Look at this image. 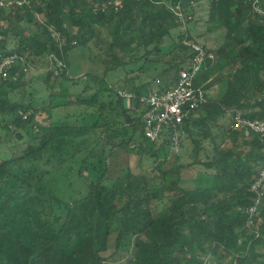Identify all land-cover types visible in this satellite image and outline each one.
<instances>
[{"label": "trees", "instance_id": "obj_1", "mask_svg": "<svg viewBox=\"0 0 264 264\" xmlns=\"http://www.w3.org/2000/svg\"><path fill=\"white\" fill-rule=\"evenodd\" d=\"M28 1L0 10V56L17 53L24 62L0 82V126L8 131L0 135V264H112L116 252H105L116 218V248L125 239L132 244L127 264H203L207 257L206 264H221L226 254L229 264H264V196L256 230L246 227L264 141L231 124L224 133L219 127L226 116L232 121L229 113L236 109L264 119V16L253 11V1ZM205 4L202 44L191 30L198 22L196 7ZM181 25L184 32L177 34ZM210 33H220L221 42ZM188 40L215 58L206 60L196 79L209 90L208 100L182 124L193 144L186 164L180 153L173 154L168 133L154 141L146 137L147 107L139 99L127 106L119 91L141 95L175 85L194 54ZM79 47L96 52L102 73L87 71L83 80L70 75L69 54ZM50 53L66 65L55 76L49 69L34 79L47 90L39 95L28 90L26 76ZM150 65L159 67L153 77ZM134 66L150 79L136 83ZM120 68L126 73L110 80ZM60 78L80 83V90H56L51 80ZM218 83L219 91L211 93ZM59 108L65 112L35 130L38 114ZM226 133L233 142L249 140L248 147L223 148ZM206 140L213 143L210 151ZM18 141L26 143L21 154L12 150ZM193 169L190 186L187 174ZM85 203L106 228L100 236Z\"/></svg>", "mask_w": 264, "mask_h": 264}, {"label": "built area", "instance_id": "obj_2", "mask_svg": "<svg viewBox=\"0 0 264 264\" xmlns=\"http://www.w3.org/2000/svg\"><path fill=\"white\" fill-rule=\"evenodd\" d=\"M250 1V0H244ZM252 8L258 15L264 16V5L260 0H252ZM28 0H0V10L8 9L12 6H23ZM176 13L182 21H185L180 6H176ZM185 43L194 53L186 65L182 66L178 73V80L175 85L163 89L154 90L149 94H137L136 92L119 91L130 104L132 99L139 101L147 107L143 115L146 125L145 135L150 140H158L163 134H169L172 151L178 155L181 151V135H184L182 124L193 111L204 105L208 100L209 90L204 86L196 85V79L203 68H206V60L214 59L215 55L208 52L203 45L191 41ZM61 53V50H60ZM0 82L6 80L11 75V70L17 66L24 65L23 58L17 53H10L0 56ZM48 59L51 60L53 70L59 74L65 62L57 53H50ZM24 72L27 67L23 68ZM16 79L17 75H13ZM157 82H160L158 79ZM232 117L231 127L244 132L245 136L258 135L264 141V119H251L244 115L242 110L236 109ZM252 192V203L246 209V227L249 233L254 232L257 226L256 218L262 206L264 196V162L260 165L254 181L250 186ZM258 235V232L256 231ZM208 262V257L203 264Z\"/></svg>", "mask_w": 264, "mask_h": 264}, {"label": "rangeland", "instance_id": "obj_3", "mask_svg": "<svg viewBox=\"0 0 264 264\" xmlns=\"http://www.w3.org/2000/svg\"><path fill=\"white\" fill-rule=\"evenodd\" d=\"M196 20L198 21L197 24H195V27H193V29L191 30V33L192 35L196 38V40H198L200 43L204 44V35L202 38H199L198 34H206V31H207V24L205 22V20H207L208 18V6L205 4V6H197L196 7ZM184 28L185 26L184 25H181L180 27H178L176 29V33L179 34L180 32H184ZM222 33V32H221ZM209 35V34H208ZM210 35H217V41L221 42L222 40V36H219V34H213V33H210ZM207 36V35H206ZM213 40L214 37H211ZM107 40V39H106ZM105 42V41H104ZM172 40L171 39H166L165 40V44L168 45V44H171ZM188 42H190V40H188ZM213 41L209 40V43L208 44H211L212 45ZM104 48L106 46V42L103 44ZM96 51L97 49L94 48ZM106 57V56H104ZM107 58L113 63L114 60H111V57L110 55L107 56ZM69 60H70V69H69V73L71 76H74V77H78V76H81L82 80L85 78L84 77V74L85 72L87 71H95L97 73H102L104 71V62L101 61V58L96 55V52L95 51H92L91 49H88V48H75L73 49L70 54H69ZM103 62V63H102ZM108 62V61H107ZM108 65H110L111 63H107ZM139 66V65H138ZM138 66H134L132 67V69L130 70V74L133 73V75H136L137 78H136V83H141L147 79H150L149 76H146L145 74H143L142 72H140L139 70H136L138 68ZM53 68V65L51 63V60L46 58V59H43L41 60L38 65L36 66V68L28 73V75L26 76L27 77V82L30 84L29 85V88L28 90H32V91H36V92H39V95L42 94L43 92H47V90L45 91V86L42 84L40 85L41 88L39 89V82L38 81H35L34 79L37 78V79H41L49 69H52ZM130 68V67H128ZM127 68V70H128ZM159 67L156 68V66H153V65H150V66H147V71L148 73L150 74V76H154L156 75L157 71H158ZM119 71V72H118ZM117 72H111L110 73V77L109 79L110 80H115L117 78V76L121 75L123 76L126 71L125 69H122L120 68ZM57 75V73L55 72L54 76ZM51 83L55 85L56 87V90H61V92H66V93H72V92H77L80 90L81 88V84H74L72 81H69V80H62V78L58 79V80H51ZM220 84H216L214 87L211 88L210 92L215 94L217 91H219V88H220ZM39 90H38V89ZM60 92V91H58ZM126 103H127V106H129L128 104V101L126 100ZM65 112L64 109L62 108H59L57 109L56 111H53V112H43L42 114H38L37 115V119L35 121L37 127H36V131L39 130V126L40 124H43V121H47V120H50V118H52L53 116L57 115V114H63ZM0 135L2 137H7L8 135V131L1 128L0 126ZM38 140V139H37ZM18 143L20 145H18L17 148L14 149V147L12 148V150L14 151H17L18 153L17 154H21L22 153V148L24 147L26 149V143H22V141H18ZM35 143V142H34ZM207 143L209 142H206V145ZM183 146H182V149H181V152H180V157H181V162H185L186 164L188 162H190L192 159L189 157V151H190V148H192L193 144L191 142V140L187 137H183ZM186 148H189V151L188 150H185ZM4 150V146L1 145V150ZM172 150V149H171ZM173 152V151H172ZM173 154H175L173 152ZM176 155V154H175ZM172 159V158H170ZM137 160V157L133 156L132 157V165H133V169L135 171H138V164L136 162ZM195 169L197 170L198 172V177L201 175L202 176V172L200 174V172L198 170L202 169V167H200L199 165H197L195 167ZM195 175V170H191L189 171V173L187 174V177H188V182L189 184L187 185H192L194 183L193 181V177ZM195 178V177H194ZM191 195V193H190ZM85 206H87L88 208V212L91 214L95 224H96V230L98 231V235H102L104 232H105V229L106 228H103L104 226L102 225V222L98 219V217L95 215V213L93 212L92 208H91V205L89 203H85ZM120 228V220L119 218H116L113 223H112V231H111V235L108 239V251L105 252V255L108 256L114 252H116V255L110 260V262L112 264H119V262L121 264H127L126 261H127V257L129 256V252L131 251L132 249V244L128 243V240H124V243L123 245L117 249L116 248V235H117V232ZM221 264H229V261H230V255L226 254L224 258H220L219 259ZM210 262H212L211 264H216L217 260L214 261L212 259H210Z\"/></svg>", "mask_w": 264, "mask_h": 264}, {"label": "crops", "instance_id": "obj_4", "mask_svg": "<svg viewBox=\"0 0 264 264\" xmlns=\"http://www.w3.org/2000/svg\"><path fill=\"white\" fill-rule=\"evenodd\" d=\"M230 124H231V120H230V118H229V116H226L224 119H222L221 121H220V125H219V127H220V132H227L228 131V128L230 127ZM185 134V133H184ZM221 135V134H220ZM184 137H188L190 140H191V137L189 136V135H184ZM222 139V138H221ZM247 141H249V140H245V141H243L242 139H238V140H236L235 142H233V141H231L230 139H229V137H228V133H226V136H225V143H224V145H223V148L224 147H226V146H228L229 144H231L232 146L233 145H238L239 147L238 148H240V149H244L245 147L247 148L248 147V145H246L247 144ZM206 142H209V143H207V145H206ZM203 145L205 146V148L207 149L208 148V150L210 151V150H212L213 149V143L210 141V140H206V141H204L203 142ZM193 147V146H192ZM185 150H188L189 151V148H186ZM189 157L191 158L192 157V148H190V151H189ZM202 155H203V153H202ZM192 159V158H191ZM203 174V173H202Z\"/></svg>", "mask_w": 264, "mask_h": 264}]
</instances>
